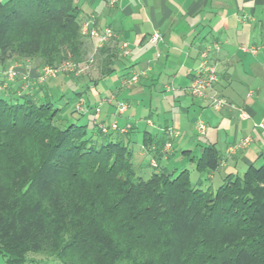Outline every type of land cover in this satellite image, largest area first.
<instances>
[{"label":"trees","instance_id":"1","mask_svg":"<svg viewBox=\"0 0 264 264\" xmlns=\"http://www.w3.org/2000/svg\"><path fill=\"white\" fill-rule=\"evenodd\" d=\"M80 13L76 0L0 1V75L25 61L77 67L93 55L100 78L112 73L107 43L84 59ZM71 96L74 105L83 97ZM39 98L0 92L5 264H264V162L226 174L216 188L193 181L187 168L143 177L123 139L131 127L103 132L86 101V111L72 110L88 115L80 122ZM190 160L204 174L221 155L207 144Z\"/></svg>","mask_w":264,"mask_h":264},{"label":"crops","instance_id":"2","mask_svg":"<svg viewBox=\"0 0 264 264\" xmlns=\"http://www.w3.org/2000/svg\"><path fill=\"white\" fill-rule=\"evenodd\" d=\"M76 2L81 10V20L91 18L99 29L110 27L113 30V36L106 47L112 56V71L118 72L110 73V81L107 83L103 81L105 76L100 78L101 74L97 69V76L94 79L102 80L101 85L96 83L103 90L106 89L103 94L113 91V87L119 89L120 96L127 92L128 96L135 97L134 112L132 110L130 113L133 115L134 124L131 130L123 135V139L131 147L132 160L137 171H149L148 168L145 171L143 168L152 165L154 159L157 167H160L161 159L168 162L166 160L174 154L172 145L168 156H161L156 150L157 141H167V120L162 127L158 124L156 131L143 130L141 145L134 151L135 134L143 125L146 128L150 126V122L139 115L138 96L142 97L146 90L156 88L157 85L159 90L165 91H171L172 87L176 86L172 89L175 93L173 105L175 104L180 117L187 115L190 104L187 102L186 94L192 80V72L202 52H206L208 60L215 65L218 79L206 97H194L192 102L200 103L203 106L200 108L201 111H205L210 96L216 95L223 98L226 105L216 117L214 125L216 140L212 134V139L200 146L198 153L194 154L190 149H184L182 154L188 156L190 160L193 156L197 157L205 145L215 144L221 155L220 165L216 170L204 174L207 182H213L218 176L220 184L226 174H239L238 168H243L244 171L250 164L264 162V127L256 128L253 125L256 122H264V49L257 53L242 49L264 42V0H76ZM154 32H158L161 38L151 42L150 37ZM89 41L94 42L92 39ZM122 42L128 44L130 52L127 55H124L120 48ZM136 72H144L139 76L137 83L128 87L122 83L124 77ZM86 77L81 81L86 84L85 88L92 92L94 99L88 98L86 104L93 108L102 102L101 121L108 125L116 121V118H120V115L123 116L126 110L118 113L113 100L108 101L107 97L98 94L92 88V78L89 74ZM68 80V76L60 75L54 80L47 81L40 88L41 95L51 96L53 85H58V90H62ZM75 91H81L82 95L86 94V89L81 86L73 87L71 94ZM90 112L91 110L87 111ZM123 118L129 120L128 117ZM171 118L173 119L172 116ZM192 122L194 125L197 123L194 119ZM182 123L186 124L184 118ZM180 124L181 122L175 123V127L179 128ZM207 128L206 126V131ZM245 136L250 137L245 147L238 148L233 153L227 151L230 145ZM145 138L147 146L143 142ZM219 139L224 141L223 148L218 147ZM192 163L194 164L193 161ZM154 171H158V168H154ZM197 180L203 185L200 179Z\"/></svg>","mask_w":264,"mask_h":264},{"label":"rangeland","instance_id":"3","mask_svg":"<svg viewBox=\"0 0 264 264\" xmlns=\"http://www.w3.org/2000/svg\"><path fill=\"white\" fill-rule=\"evenodd\" d=\"M88 39L91 40L87 36L83 35V47L85 49L84 59H88V57H91V55H93L95 51H98V49L103 46L102 45L101 47H97L95 41L90 42ZM95 58H96L95 55H93L91 61H84V63L79 64L78 68L81 69V72L77 76L73 74L72 72L68 71L67 69H64V70L59 69L55 75H51V76L47 75V76L42 77L41 70L43 67L39 69L34 68L35 66L34 61L32 62L25 61L21 64H17V63L13 64V67L15 69L14 70L15 74L11 79L8 77V71L10 69V66H8L0 75V82H1L0 92L1 91H4V92L7 91L8 93L13 92V91H15L16 93L27 92L33 97H36V98L40 97L39 99H42V98H45V96L41 95L40 88H42L44 83L50 80H54L60 75H65L69 77L68 82L64 84V87H62V90H58V87H59L58 85H53L51 89V96H49V99L50 101H52L54 107L63 106V105L65 106L64 111L67 113L65 117L66 118L69 117V120L78 118L80 116H78L77 112H73L72 114V110L74 107V101H72L73 97L71 96V91L73 90V87L79 88L81 86L83 89H86V94L83 95V97L81 98H83L84 101H87L88 98H90V100H94L92 97V92L90 90H87V88H85L86 84L81 80L84 77L87 78L86 75L88 74H89V77L92 78V80L96 78L98 68H97V62ZM0 70H1V67H0ZM117 72L118 70H115L114 73L116 74ZM128 77H130V75L127 77H124L122 81H124V79ZM138 79H140V77H138ZM103 81L109 83L110 81L109 75L105 76V79ZM97 82L100 85L102 84V80L97 81ZM98 83L92 85V88L98 94H101L102 97H107L108 101L110 99L111 101L113 100L115 106L117 102H123L127 105V109L124 112L123 116L128 117L129 120L128 119L124 120L123 116L120 115L121 117L120 118L118 117L119 119L116 118V121H112L108 125H110L111 123L112 124L115 123L117 127H123L126 125H129L131 127L132 124L134 123L132 121L133 115L130 113L132 112V110L134 112L133 108H135V97L128 96L129 94L127 92L123 94L122 96H120L119 89L113 88V87H112L113 91L109 92L108 94H103L106 92V89L103 90L100 86H98ZM124 85H126L127 87L131 86V84H127V83H124ZM175 87L176 86H173L172 89ZM158 88L159 87L157 85L156 88H151V90H146L142 94V97L138 96V100L140 102V104L138 105V108L140 111L139 115L142 118L144 117L143 119L145 121L147 120L148 122H150V126L146 128V126L143 125V127L135 134L136 141L133 145L134 151L138 150L139 146L141 145L143 130L147 129L151 131H156V129L158 128V124H160L162 127L164 122L167 120L168 125L166 126L168 129L171 128V129H175L179 131H178L177 136L170 137L168 139L166 138V140L171 142L172 151L174 150V154L169 160H166L168 162H165V159H161L162 160L161 166L164 165L168 169H172V170L175 169L176 171H179L182 168H187L189 170L190 177L193 181H196L198 178H200L203 182L204 187L208 183L212 186V188H216V186H218V184H220L221 182L220 178L216 176L213 182H209V181L207 182V178H205V174H200L195 170L194 164L192 163L191 160H189V158H187L188 156H184L182 154V150L190 149L195 154L199 152L200 146H203L205 142L212 139V134L214 135L213 139L216 140V135H215L216 127L214 126L216 124V117L224 109L225 105H223L220 110H215L211 104V99H210L208 102H206V105H205L206 107L204 106L205 111H201L200 108L202 105L198 102H192L194 97L188 91L189 94L187 92L186 96L188 97L187 102L188 104H190L189 105L190 107H189L187 115L185 116L182 115V117H180L177 113V110L175 109V104L173 105V102H172L174 95H175L174 91H172V89L171 91H165L163 89L159 90ZM61 95H63V97H61ZM101 103L102 102H99L97 104L99 105V117L101 113L100 112ZM97 105H95V107L93 108V111L95 110ZM71 115L73 116L75 115V117H71ZM171 116L173 117V119L171 118ZM87 117L88 115L85 114L84 117H80L79 121L80 122L88 121ZM183 118L186 124L182 123ZM192 119H194V121L195 120L202 121L203 123H205L206 126L208 127L207 131L205 130L206 133L204 132L203 134H198L196 131V125H194V123L192 122ZM179 122H181L180 124L181 126L179 128L175 127V123H179ZM115 130H117V128ZM121 133H125V132H121ZM167 136H168V132L166 131V137ZM218 142H219L218 147L223 148L224 141L219 139ZM163 147H164V144L159 149L160 155L168 156L170 149L166 151L164 150ZM171 153L172 152H170V154ZM153 164L149 165L153 168H150L148 165L144 166L143 170L145 171L148 168L149 171H146V172L140 171L143 177H147L151 171H154V168L159 169L161 167V166L157 167L155 159L153 161ZM260 164H261V161L255 163V165L257 166ZM237 171L239 175H241L243 172V168H238ZM28 257L29 259L31 258L34 260H45L42 255L35 254V253H30ZM0 264H5L2 257H0Z\"/></svg>","mask_w":264,"mask_h":264},{"label":"built area","instance_id":"4","mask_svg":"<svg viewBox=\"0 0 264 264\" xmlns=\"http://www.w3.org/2000/svg\"><path fill=\"white\" fill-rule=\"evenodd\" d=\"M244 18V17H243ZM80 27H81V32L87 36L90 39H93L96 42L97 47H101L102 45L106 44L109 42V40L113 36V30L110 27H103L99 29L98 27L95 26L94 21L91 18H85L80 22ZM161 36L158 32H154L151 37L150 41L151 42H156L160 40ZM121 50L124 55L129 54L130 50L128 48V44L126 42L121 43ZM243 50L249 51L252 53H257L259 50L264 49V42L259 44V45H251L249 47H242ZM59 69H67L70 72H73L76 76L81 72V69L76 67L74 64L71 62L67 61L62 64H60L57 67H51V66H44L41 70V75L47 76V75H55ZM14 67L10 66V69L8 71V77L11 79L14 74ZM144 72H136L132 73L130 77L124 79L122 83H127V84H134L138 80V75H142ZM40 75V76H41ZM218 79L217 76V70L215 65L210 62L207 58L206 52H202L200 55V60L198 61L196 67L194 68L192 72V80L191 83L188 87V91L193 97L197 98H203L208 95V92H210L214 84L216 83ZM211 99V104L215 110H220L223 105H226V102L223 98L218 97L216 95L210 96ZM111 101V99L109 100ZM75 108L78 111H86L85 108V101L83 98H80L76 103H75ZM127 109V105L123 102H117L116 104V110L117 112H124ZM93 122L94 124H98V126L102 129L103 132L110 131V130H117L119 132H127L128 129L130 128L129 125L123 126V127H117L116 124H110L106 125L101 121V118L99 117V105L96 106L94 112H93ZM254 127L256 128H263L264 127V122H256L253 123ZM206 130V124L203 123L202 121H197L196 123V131L198 134H203ZM168 132V138L170 137H175L178 134V131L175 129H167ZM250 141V137L245 136L244 138L240 139L237 143L230 145L227 149L229 153H233L236 151L238 148H243L245 147ZM164 150L168 151L171 149V142L166 141L164 143Z\"/></svg>","mask_w":264,"mask_h":264}]
</instances>
